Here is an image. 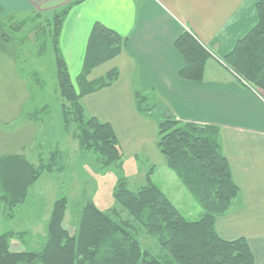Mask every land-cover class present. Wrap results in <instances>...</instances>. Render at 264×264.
Here are the masks:
<instances>
[{
    "label": "crops",
    "instance_id": "1",
    "mask_svg": "<svg viewBox=\"0 0 264 264\" xmlns=\"http://www.w3.org/2000/svg\"><path fill=\"white\" fill-rule=\"evenodd\" d=\"M77 1L0 0V159L20 155L39 166L43 157L42 131L30 107L33 95L20 71L21 47L12 36L4 40L8 36L5 17L21 14L51 19ZM259 1L83 0L69 11L60 35L61 54L75 86L96 24L125 40L124 50L93 69L88 77V82L95 83L116 70L117 81L82 99L88 115L112 125L124 158L143 156L148 162L151 153H160L156 115L145 116L136 110L135 92L148 96L152 106L182 123L220 129L223 155L240 193L229 210L217 218L216 231L228 241L245 238L254 264H264V91L248 86L226 66L237 43L257 25ZM184 34L192 36L210 54L199 81L180 77L185 60L175 42ZM157 156L159 160L154 163L160 165L158 172L161 170L165 184L174 181L164 156ZM153 171L154 183L165 194L155 181L157 169ZM41 182L28 191L26 202L15 209L10 220L0 200V234L12 231L28 236L22 241L15 237L12 251L35 249L34 245L45 243L48 212L41 241L34 242L31 236L35 234L19 229L18 224L4 227L19 220L20 212L25 213L24 206Z\"/></svg>",
    "mask_w": 264,
    "mask_h": 264
},
{
    "label": "trees",
    "instance_id": "2",
    "mask_svg": "<svg viewBox=\"0 0 264 264\" xmlns=\"http://www.w3.org/2000/svg\"><path fill=\"white\" fill-rule=\"evenodd\" d=\"M82 1L55 13L51 19L41 15H8L4 20L8 37L4 40L11 37L9 23L19 21L18 25H24L26 21L23 19L29 16H33L32 23L42 22L41 25L50 26L58 86L65 102L64 124L66 127L70 122L75 124L83 151L99 155L104 168L120 170L124 156L112 125L88 115L82 99L117 81L116 70L95 83L88 82V77L93 69L118 56L124 50L125 40L96 24L76 88L61 54L60 35L69 11ZM256 9L257 25L237 43L228 56L227 64L248 86L264 91V0L256 4ZM175 48L185 60L180 77L190 81L201 80L209 54L189 34L180 37ZM22 64L20 60L23 74ZM34 78L37 80V74ZM150 102L148 96L135 92L136 110L145 116L156 115L157 146L168 168L201 205L203 215L196 221L187 220L154 183L152 170L146 186L133 192L121 180L114 194L130 219L118 220L116 215H107L86 202L78 210L77 229L68 231L64 224L69 204L63 197L53 204L47 237L43 246L38 244V250H11L12 240L15 237L24 240L26 232L0 234V264H254V256L245 238L228 241L216 231L217 218L229 210L240 193L230 163L223 155L220 129L182 123L161 113ZM42 164L35 166L20 155L0 159V200L4 203L7 220L14 217L15 209L25 202L28 191L43 173L52 171ZM136 223L147 235L155 238L159 254H153L142 246L138 232H135L139 227Z\"/></svg>",
    "mask_w": 264,
    "mask_h": 264
},
{
    "label": "rangeland",
    "instance_id": "3",
    "mask_svg": "<svg viewBox=\"0 0 264 264\" xmlns=\"http://www.w3.org/2000/svg\"><path fill=\"white\" fill-rule=\"evenodd\" d=\"M32 18L33 16H29L23 19L26 21L25 26L18 25L19 21H13L9 23L8 28L12 31L10 36L15 38L21 47L19 58L25 70L24 78L33 93L30 107L37 111L35 120L40 124L42 131V165L52 168V171L43 173L40 186L33 190L34 194L28 206H24L26 214L28 210V216L20 212L19 220L4 227H16L18 224L19 229L32 231L35 234L31 236L32 239L38 242L44 232L43 221H46L48 213L51 214L54 202L63 197L68 199L69 204L65 226L68 231L77 229L78 210L86 202L95 205L107 215H116L118 220L126 221L130 217L114 197L119 183L123 180L128 190L136 192L148 184L147 178L152 169H157L155 181L164 188L165 194L182 215L189 221L198 220L203 215L202 207L176 174L168 168L174 181L165 184L161 170L158 172L160 165L154 162H158L159 156L155 155L161 157V152L151 153L153 156L149 157L148 162L143 156L138 159L123 158L121 169L117 170L104 168L99 155L92 151H83L76 135L75 124L70 122L69 127H66L63 121L65 102L59 91L56 53L51 46L49 26L45 23L41 25L42 22L32 23ZM36 74L37 80L34 78ZM255 89L259 90L256 87ZM151 163L156 166L153 168ZM2 227L0 223V228ZM137 228L135 232H138L142 246L153 254H159L160 248L155 238L147 235L141 226ZM36 231L39 235H36ZM34 248L38 250L40 247L34 245Z\"/></svg>",
    "mask_w": 264,
    "mask_h": 264
},
{
    "label": "bare ground",
    "instance_id": "4",
    "mask_svg": "<svg viewBox=\"0 0 264 264\" xmlns=\"http://www.w3.org/2000/svg\"><path fill=\"white\" fill-rule=\"evenodd\" d=\"M240 78V80H242L244 83H246L241 77H239Z\"/></svg>",
    "mask_w": 264,
    "mask_h": 264
}]
</instances>
